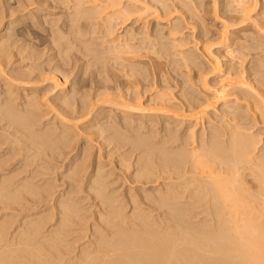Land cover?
<instances>
[{
    "label": "rangeland",
    "instance_id": "374dc122",
    "mask_svg": "<svg viewBox=\"0 0 264 264\" xmlns=\"http://www.w3.org/2000/svg\"><path fill=\"white\" fill-rule=\"evenodd\" d=\"M88 1L90 2V0H0V44H5V49H8L9 53L8 57L0 58L4 67V71L0 70V106L7 103L11 91V93L15 91L13 97L17 99L10 98L11 104L16 100V104L12 105L14 109H23V95L32 96L40 107L39 115H36L38 119L35 124L32 121L30 125L31 128L35 125L34 131L33 129L31 131L42 135L44 130L51 128L49 126L55 124L56 127L57 124L59 128L58 130L56 127L58 133L56 132L52 138L54 141H51V148L37 157L36 163L31 162V167L26 168L22 160L23 155L16 156L10 150V153L4 151L11 145L10 141L9 145H6L9 136L4 132L12 133L13 129L4 131L6 121L1 122L0 129H3L0 130V135H3V138L0 136V140H5L3 143L6 144L1 146L0 153L3 151L10 155L12 153L8 169L18 172L17 175L21 172L16 181L32 182L37 193H40L37 186L48 185L47 188L51 187V190L46 189L52 192L49 196L52 195L49 199L45 197L47 200H42L45 195L43 187L46 186H43V189L39 187L44 192L40 194L41 197L38 196L41 203L38 199L37 202L32 201V197L27 196V203L21 202L18 211H13L14 206H11L13 209L8 208V211L7 209L2 210L4 212L0 211V220L8 215L12 218L10 220L13 221L9 223V227L12 228L8 234L11 236L29 214H40L45 217L48 214L50 216L52 212L54 221H50L51 223L44 229L46 232L56 221L57 210L52 209L55 203L71 202L69 204L72 205L74 213L68 237L72 250L68 258L73 261L80 258L82 250L94 244L99 236L106 231L109 233L106 225L111 220L110 212L115 207L116 210L123 211L127 219L129 218L125 222L129 223L125 224L126 227L131 222L133 226V221L137 222L134 218L138 215L148 217L149 222L153 221L152 226L157 231L177 226V221L169 217L168 209L155 201L158 192L172 181L162 179L160 173L157 180L142 181L131 178L135 175L139 155L145 151V147L141 146L139 149L138 143L134 144L141 139L132 142L133 147L129 142L133 138L140 135L142 139L147 138L144 141H148L147 144L152 145L150 147L157 145L171 151L182 146L189 151L198 149L202 132H206L208 142L212 139V133L214 135L221 133L219 139L223 141L228 139L229 127L238 126L240 132L257 135V142L260 140L258 150L256 149L254 154L259 156L264 152V115L257 111L256 105L259 107L260 103L257 100L258 95L255 94L259 93L264 97V0H248L253 12L252 19L246 25L237 19L234 20L238 16L235 10L236 0H165L160 3H157V0H134L136 2L132 0L133 3L130 0H121L125 7L132 6V10L133 7L140 9V5L146 4L151 9L140 21L127 22L124 20L125 17L124 19L119 17L115 21L116 26L113 28L115 34L112 38L107 36L109 29L104 24L108 11L96 12L99 6L95 9L92 7L94 4L91 5ZM102 1L99 2L100 10L105 5ZM138 3L140 4L137 5ZM215 8L220 20L213 14ZM89 9L92 18L86 19L82 15ZM223 20L233 27V30H229V39L225 43L221 40ZM175 29L179 33L173 36L171 34ZM125 44H128V48ZM129 46L134 54L129 55L132 51L127 53V49L130 50ZM210 46V50L206 51L205 48ZM115 49H119L118 53L121 52L118 54L119 59L115 56L117 55ZM215 64L220 66L218 73L213 69ZM59 66L61 69H58ZM137 71L141 72L140 75L136 74ZM53 74L55 77L57 75L68 77L63 79L67 80V88L64 91L60 92L55 88V83L52 82ZM231 76L242 77L257 92L230 88L233 95L228 105L216 103L213 109L212 107L208 109L207 115L198 125L196 122L180 121L172 115L182 114L183 110L188 111L197 104L208 106L209 103H214V93L219 83ZM11 78L21 81L22 87L11 84ZM20 79H23L26 85ZM103 86L125 92L128 98L134 100L133 106L137 107L139 105L137 100H140L144 110H137L138 113L131 114L120 109L118 105L106 103L109 100L104 98L109 99L110 91L105 92ZM113 97L110 99L113 100ZM65 98L70 100L73 106L70 108L74 112L85 113L79 116L80 120L77 119L78 125L70 128L72 131L60 133L62 129L66 130L61 127L59 117L63 114L62 117H65L71 110L62 105L61 102ZM164 99L170 105L168 107L165 104L171 109V115L158 113L159 109H164L160 104L165 101ZM232 107L238 111L236 113L230 111ZM57 135L63 137L62 145L66 142L63 146L55 141L54 137ZM9 138L12 142L13 139ZM124 157L130 165H125L126 167L121 169L120 163ZM154 159L156 160V156ZM74 168L82 170L81 174L79 173L81 176L74 175L76 174V171L73 173ZM247 180L250 181L251 178L248 177ZM95 182L105 187L102 189L112 201L104 204V201L98 198L95 190L99 186L94 185ZM147 196L148 199H145ZM50 210L52 211L48 213ZM213 218L209 206L203 203L196 208L189 207L184 222L185 226L192 228L210 229L215 223ZM132 219L133 221H130ZM115 222L121 227L124 223L118 219ZM6 225L8 228V224ZM176 229L179 230V227H175Z\"/></svg>",
    "mask_w": 264,
    "mask_h": 264
},
{
    "label": "bare ground",
    "instance_id": "6f19581e",
    "mask_svg": "<svg viewBox=\"0 0 264 264\" xmlns=\"http://www.w3.org/2000/svg\"><path fill=\"white\" fill-rule=\"evenodd\" d=\"M130 1L133 3L134 0ZM157 1V3H160L165 0ZM99 2L100 0L88 1L91 5L92 3L94 4L92 7L95 9L99 6V9L97 8L95 10L96 12L102 11L101 13H104L105 11H108L107 14L105 13L106 20L104 19V24L108 26L109 31L107 36L109 38H112L115 34L113 28L116 26L114 24L119 17L122 19L125 17L124 20H127V22L130 20L140 21L144 18V14L148 13L147 11L151 9L146 3V5H140V9H134L133 7L132 10V6L125 7L121 0H105L102 1L105 5H103V9L100 10ZM139 4L140 3L137 5ZM235 7L238 16H236L234 20L237 19L241 24L246 25L248 21L252 19L251 13L253 12V7L251 8L248 0H236ZM88 11H90V9L82 15L85 16L86 19L92 18V12ZM95 14L98 15L99 13ZM213 14L217 20H220L216 8L213 10ZM101 15L104 16L103 14ZM254 23H257V21H254ZM230 26V23L223 20V33L221 34V40L224 43L229 39V30H233V27ZM172 32L171 35L173 36L179 33L176 29ZM133 38L130 39L132 40ZM113 42H115V39H113ZM127 45L126 48H128ZM4 46L5 44H0V58H6L9 56L8 49H5L6 46ZM130 47L131 46H129V48ZM210 48L211 46L206 47L205 49L206 51H209ZM118 50H116L117 55L114 54L119 59L118 54L121 52L118 53ZM127 50V53L132 51L131 48L130 50ZM133 52L134 51H132V53L130 52L129 55L134 54ZM1 62L2 61L0 60V70L4 71V67L2 66L3 62ZM58 69H61L60 66ZM213 69L217 73L220 72V66L218 64H215ZM140 73L141 72L137 71L136 74L140 75ZM19 77L21 78L22 76L20 75ZM64 78L65 77L62 75H57L56 77L54 75L53 77L52 82L55 83V88H58L60 92L67 88V80H63ZM12 79L13 78H11V84L22 87L21 81ZM23 79L20 80L23 81ZM26 79L28 80L29 78L26 77ZM24 85L26 84L24 83ZM230 88L244 89L254 93L257 92L256 89L253 88L251 84L247 83L242 77L231 76L228 80L223 79L219 83L218 88H216L214 93V103H209V105L207 104L208 106L197 104L188 111H186L187 109L183 110L182 114L172 113V115L180 121H189L191 123L196 122V125H198L207 115L208 109H211V107L213 109L216 103L220 102L228 105L230 97L233 95ZM104 89L106 90L105 92L110 91L109 97L104 94L105 97L109 98H104L107 101L109 100L106 103L110 102V105H118L120 106V109H123L126 112L128 111L131 114H136L137 110H144L141 107L142 104L140 100H137V103L139 104L137 107L133 106L132 104L134 100L128 98V94L125 92L119 91L113 87L110 88V86L106 88L104 87L103 90ZM11 92L9 93L10 98L13 97L15 91L13 93ZM255 94L258 95L257 100L260 103L259 107L256 105L258 108L256 109L258 112L262 113L261 115L263 116L264 97L259 93ZM111 95L114 96L113 100H111ZM10 98H7L8 100L5 105L3 103L2 106H0V124L2 121H6V125H3L6 127L4 131L13 129L12 133L4 132L6 136L8 135L13 140L11 142L9 137V140H7L4 134V138H6L7 142L5 140H0L2 142L0 143V149L1 146L3 147V144L5 145L10 141L11 145H9V143L6 144L9 146L4 151L9 152L10 150V152H13V154L15 153L16 156L23 155L24 158L22 160L25 162V167H31V162L33 164L36 163L35 159L44 154L43 152L45 150L51 148V141H54L52 138L58 133L59 128L56 124V127L58 128L57 130L54 124L49 126L51 128L44 130L47 132L45 133L43 131L42 135H40L41 133H33L31 129H33L35 125H33L32 128L30 125H32V121H34L33 124H35L38 119L36 115H39L38 111L40 107L35 101L36 99L32 98V96L23 95V109L20 106L22 110H19V108L16 107L17 109H14L12 106L17 99L13 97L16 100H14V102L12 101L13 103L11 104ZM236 100H238V98ZM8 101L10 103H8ZM101 102H103V100ZM167 102L168 101L165 100L160 103L164 109L157 110L158 113L161 112L166 115H171V109L168 108L170 105L167 104ZM61 103L65 107H73L68 98H65ZM165 104L168 105V107ZM232 108L231 110L228 109L230 111H235L234 113L238 111V109L236 110L233 108L232 110ZM83 112L84 111L79 114L71 109L66 113L65 117H62L64 114L59 117L62 125L60 126L66 130L63 131L62 129V131L59 132L68 133L67 131L70 130L71 127H76L78 125L76 121L77 119L80 120L79 116H83ZM67 116L71 118L69 119ZM2 129L0 130L2 131ZM229 129L228 133H230L228 134V139L223 141L219 139L221 133H215V135L212 133V139L208 142L206 139V132H202L200 146L197 147L198 149L189 151L186 148H182V146L177 150L171 149V151L162 146L158 147L157 145L155 147H150L152 145H148V141L145 142L147 138L142 139L141 135L140 137L137 135L138 138H133L134 140L132 139V141H129L133 147L134 144L137 143L139 149L141 146L145 147V151L143 150L144 152L139 155L136 161L137 169L135 170V175L131 178L142 181L157 180L159 179L158 173H160L161 176H163L161 177L162 179L172 181L171 183L165 184L164 189L158 192L155 201L160 206L168 209L169 217L172 220L177 221L176 225L179 227L180 232H178L179 230L177 229L176 232L175 227L177 226L175 225H173L175 227L171 226L167 229L165 228V230L163 229L164 231H157L152 226L154 222H149L148 217L144 215H138L134 218L137 219V222L136 220L133 221V219L130 220L133 221L134 225L132 226L131 222L130 225L126 227L125 224L128 225L129 223L127 224L125 222H127L129 218L127 219L123 211L120 209L116 210L115 207L111 210V220H109L106 225L107 229L109 228V233L107 234L108 231H106L103 235L99 236L96 241L94 239L95 242L91 245L94 248L92 249L91 246H88V248L83 249L80 258L73 261L68 258V255L72 250L68 237L70 226L73 224L72 217L74 209L71 207L72 205L70 206L69 203L71 202L69 201H57L52 208L57 210L55 213L56 221L48 227L50 230L48 229L46 232L44 229L49 223L54 221V215H52L51 212L52 210L48 212H51V217L49 214L45 217L40 216V214H29L23 222H20L22 225L17 227L18 230L16 229L15 234L13 233L11 236L8 235L10 228H12L9 227V223L13 220H10L12 218L8 217L9 215L7 216L8 219L6 216L2 217L3 219L0 220V264H75V262L76 264H264V152L259 156L254 154L256 153L255 151L258 150L257 148L260 142V140L257 142V135L254 136L249 133L244 134L243 132H240L241 129L240 131L238 130V126L232 128L229 127ZM60 135H57L58 138L54 137V139L59 142L57 144L62 145L64 135L63 137ZM123 138L125 137L123 136ZM59 139H61V141ZM116 139L119 138L116 137ZM134 141H136V143H134ZM135 148L138 149L137 147ZM4 151L3 153H0V211L4 209H7L8 211V208H12L13 206L15 207L14 209L12 208L13 211H16L21 202H24V204L27 203V196L29 198L32 197V201L36 200L37 202L38 199L41 203L40 197L42 195L40 196V194L45 192L46 196L44 195L42 200H47L45 197L49 199L52 195L50 194L49 196V193L52 192L47 191V189L51 190V187L47 188L48 185L46 186L44 184L43 186L46 187L42 186L45 189L43 190L44 192L41 190V186H39L41 187L40 189L37 186L36 188L40 192L37 193L33 189L32 182H26V180L16 181V178H18L17 176L20 177L21 172L17 175L18 172H13L8 169V167H10L9 161H12V153L10 155ZM155 156L156 160L154 159V161L153 157ZM6 157L9 158V160ZM124 158L121 160L122 163H120L121 169H124L129 164L127 158ZM80 168L73 169V173L76 171V174L74 175L81 176L79 175L82 171H80ZM244 171H249V173H245ZM248 177L251 178L250 181L247 180ZM94 185L99 186L95 192L98 198L104 201V204L112 201L111 198L104 193L102 188L105 189V187H102V185L97 182H95ZM146 198L148 199V196L145 197V199ZM203 203L209 206L211 214L214 217L213 219L215 223L213 224V227L210 229H203L185 226L184 219L187 215V211H189V207L196 208L197 205L201 206ZM117 219L122 223L124 222L122 227L115 222ZM6 224H8V228H6ZM124 226L126 228H124ZM130 226H132V228ZM161 227L162 226H160V228ZM181 228L183 229L181 230Z\"/></svg>",
    "mask_w": 264,
    "mask_h": 264
}]
</instances>
